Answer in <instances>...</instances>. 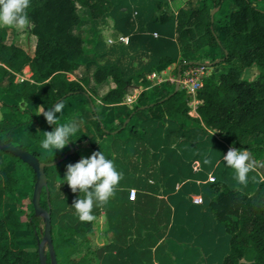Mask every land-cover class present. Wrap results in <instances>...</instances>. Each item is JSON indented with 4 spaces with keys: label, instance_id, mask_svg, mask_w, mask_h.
Segmentation results:
<instances>
[{
    "label": "trees",
    "instance_id": "16d2710c",
    "mask_svg": "<svg viewBox=\"0 0 264 264\" xmlns=\"http://www.w3.org/2000/svg\"><path fill=\"white\" fill-rule=\"evenodd\" d=\"M229 1H234L236 10L226 14ZM261 2L264 3V0H200L196 9H180L174 21L184 52L199 56L195 60L191 56L182 59L179 68L184 71L190 65L206 64L213 69L197 95L201 101L197 109L198 123L227 146L247 149L256 160L264 161V4L261 6ZM30 3L26 10L30 23L22 31L36 38L34 54L19 44H8L9 26L0 25V103L4 112H12L0 120V138L45 163L63 158L71 147L75 149V153L61 163L46 168L49 190H43L41 205L52 214V236L58 264H93L87 258L77 260L75 257L81 247L86 246L88 235L93 232L94 220H79L75 226L64 227V218L73 220L75 216L63 213L57 224L54 223L50 180L61 182L66 166L79 161L76 147L82 142L89 141L91 147L96 148L114 132L125 133L129 139L156 140L161 138L159 128L167 123L177 124L184 130L190 120L189 98L181 89L176 91L174 86L165 83L142 93L138 104L127 113L125 121L130 119V122L125 128V121L116 125L105 121L95 105L97 99L101 106L121 104L133 81L146 87L151 85L144 73L126 78L120 66L98 64L94 74L96 82L100 84L111 78L115 88L97 98L88 88L86 80H71L69 77L81 66L83 58L91 53L83 39L72 31L82 23L79 7L95 23L113 12V2L30 0ZM214 11L216 13L212 16ZM168 20L167 15L160 17V21ZM99 57L96 55V59ZM165 60L169 62L171 57ZM27 67L32 72L31 82L22 87L14 83L5 85L11 73H22ZM252 68L257 69L258 77L249 82L244 75ZM6 95L16 96L21 104L33 107L27 122H15V114L23 110L19 105L5 104L3 98ZM149 95L151 100L141 107V102L148 101ZM76 97L85 98L94 115L90 123L93 136L89 137L79 129L62 155L48 151L47 160L43 161L40 157V152L45 151L40 147L43 132L52 131L56 125H48L44 116L36 110H47L58 102L65 105ZM139 116H144L146 122L156 129L150 130L143 125L144 133L141 134L134 125ZM35 123L39 128L35 127ZM37 129L40 131L37 132ZM254 137L261 139L250 143ZM25 139L31 144H24ZM13 158L12 164L0 173V264H40L37 240L43 236L41 230L44 223L36 217L32 204L36 175L27 164ZM210 189L211 197L200 207H206V212L228 236L229 251L222 264H264V182H260L253 192L240 191L224 183H214ZM27 191L32 192L31 198L17 195ZM187 200L191 202L190 198ZM54 231L58 234L56 241ZM20 242H34L36 248L22 247ZM109 250L110 245H106L96 252L109 253Z\"/></svg>",
    "mask_w": 264,
    "mask_h": 264
},
{
    "label": "crops",
    "instance_id": "0c3cea01",
    "mask_svg": "<svg viewBox=\"0 0 264 264\" xmlns=\"http://www.w3.org/2000/svg\"><path fill=\"white\" fill-rule=\"evenodd\" d=\"M111 1L113 12L95 23L79 7L82 23L72 31L83 39L85 47L91 53L83 58L81 66L69 77L71 80H86L88 88L100 98L115 88V84L111 78L100 84L96 82L94 74L98 64L118 65L125 72L126 78L146 74L145 78L151 85L146 87L133 81L123 103L101 106L97 99L95 105L103 119L116 125L125 121L128 111L138 104L144 91L158 87L148 79L152 72L159 71L167 79L165 83L176 88L177 84L170 80L178 73L179 62L188 56L198 59V55L184 52L175 32L174 19L180 9L198 8L200 0ZM226 6V14L236 10L234 1H229ZM80 10H83L82 14ZM162 15L169 17L168 22L160 21ZM107 28H110L112 35L105 40L107 36L101 37V33H105ZM85 35H90V38ZM121 37L128 38V43L119 42ZM107 41L110 47L108 57L105 52ZM96 55L100 57L96 59ZM166 57H171V60L166 62ZM31 77V69L27 67L22 73H11L5 85L14 83L22 87L26 82H31ZM128 94H135L137 97L132 105L126 102ZM148 99L141 102V107L147 105L151 95ZM3 102L7 105H19L23 110L15 114L16 123L30 119L33 111L31 105L21 104L18 97L11 95L4 96ZM1 106L0 103V120L12 114L4 112ZM42 111L38 108L36 113ZM57 115L59 124L75 119L80 122V129L87 136H93L90 123L94 115L85 98L76 97L66 102L62 112ZM146 121L144 116H139L134 121L141 134L144 133L143 125L150 130L156 129ZM35 127L39 128V125L35 123ZM117 133L106 136L96 148L91 147L89 141L76 147L79 160L81 157H90L95 151H103L107 158L114 160L116 170L123 173V179L117 186L115 196L109 199L105 207L94 206V225L98 216L101 215L99 219L104 220L108 214V224L107 219L105 222L109 229L108 235L105 234L104 238L98 235L92 241L89 236L93 234V229L88 235L86 246L81 247L75 258H87L93 264H222L229 251L228 236L206 212V207H200L204 204L198 208V205L188 202L187 198L200 196L204 201L208 200L212 195L210 186L214 183H224L240 191L253 192L260 183L261 171L264 172V161L253 157L256 162L255 170L249 173L247 186L239 185L234 179L235 170L223 162L228 146L203 124L198 123V117L190 116L184 130L177 124L167 123L165 127L159 128L161 138L156 140L129 139L125 133ZM260 139L254 137L250 143L259 142ZM23 143L31 144L27 139ZM54 152L57 156L63 154V150ZM48 154V151L40 152L41 159L46 161ZM253 176L256 181L252 180ZM63 177L64 175L63 182L50 180L56 207L53 212L58 216L72 212L77 217L72 221L78 223L75 209L70 206L66 210L61 208L62 199L55 196L58 193L59 197L60 192L68 194L70 190ZM210 178H215V182H211ZM132 190L137 192L135 200L130 199ZM80 195L83 198V194ZM73 200L69 196L68 205ZM106 245H110L109 253L96 252ZM83 251L86 253L78 257ZM106 257L107 260L104 261Z\"/></svg>",
    "mask_w": 264,
    "mask_h": 264
},
{
    "label": "clouds",
    "instance_id": "9594fccd",
    "mask_svg": "<svg viewBox=\"0 0 264 264\" xmlns=\"http://www.w3.org/2000/svg\"><path fill=\"white\" fill-rule=\"evenodd\" d=\"M31 6L30 0H0V25L24 28L30 23L27 9ZM64 108L63 103H56L53 107L43 110L41 114L48 125H56L52 131L43 132L40 147L45 151L63 150L71 138L80 129V122L73 119L67 123H58V113ZM40 130L37 129V132ZM223 162L235 170L234 179L239 185L247 186L249 173L255 170L256 162L247 149L230 147ZM123 179V173L116 170L114 160L106 157L103 151H95L90 157H81L75 164L69 163L63 180L73 193L83 194L72 201L71 207L81 222H91L94 206L102 208L110 198L115 196L117 186ZM256 181V177H252ZM264 182V175L259 176Z\"/></svg>",
    "mask_w": 264,
    "mask_h": 264
},
{
    "label": "water",
    "instance_id": "95a60500",
    "mask_svg": "<svg viewBox=\"0 0 264 264\" xmlns=\"http://www.w3.org/2000/svg\"><path fill=\"white\" fill-rule=\"evenodd\" d=\"M216 12L212 13L214 16ZM219 62V60L217 61ZM181 77V68L178 70V80ZM179 90V84L176 85V91ZM92 109L94 110V105L92 104ZM130 119H127L123 128H125ZM0 151L3 153H7L12 155L15 158L20 159L22 162L31 167L36 175V182L33 191L32 204L34 206L35 215L38 218H41L44 223V227L41 230L43 233L42 239L37 240V250L40 264H48V260L50 258V264H58L56 252L53 244V236H52V214L51 211L46 210L41 205V197L43 190L48 192L49 184L48 177L46 174V168L54 166L56 164L61 163L63 160L67 159L69 156L75 153V149L73 147L70 148V152L65 155L63 158L53 162V163H45L40 159L32 155L30 152L22 150L17 147H13L4 143L0 138ZM48 202H49V194H48ZM50 205V203H49Z\"/></svg>",
    "mask_w": 264,
    "mask_h": 264
},
{
    "label": "rangeland",
    "instance_id": "374dc122",
    "mask_svg": "<svg viewBox=\"0 0 264 264\" xmlns=\"http://www.w3.org/2000/svg\"><path fill=\"white\" fill-rule=\"evenodd\" d=\"M263 4L264 3H262V2L260 3L261 6ZM80 12L82 14L83 10H80ZM110 20H112V18H110ZM13 28H14L13 26L12 27L9 26L8 43L9 44H11V43L19 44L22 48H24L26 51H28L29 53L32 54L34 52V49H35L36 39L32 35H30L29 33H26L24 31H22L23 29H25V27L24 28H19V29L16 28V27L14 29ZM109 29L110 28H107V29H105L106 30L105 33L104 32H103V34L101 33V37L107 36L105 40H107V38L111 37V35H112V32ZM85 36L87 38H90V35H85ZM108 44L109 43L107 41L106 49H105V52H107V54H108L107 57L109 56V49H110ZM101 59H104V58H101ZM101 59H99V60H101ZM209 72H210V74L213 72L212 67L209 68ZM257 77H258V71H257L256 68H252V69L247 70L245 75H244V79L246 81H249V82L255 81ZM13 161H14L13 157L7 156L6 154H4L3 152L0 151V173L4 172L5 169L9 165L12 164ZM261 173H262V175H264L263 170L261 171ZM17 195H19L21 198L27 199V198H31L32 197V192L31 191H27V192L19 193ZM68 195L70 196V198L76 199V198H79L80 193L79 192L73 193L72 190L70 189L68 194L66 192H60L59 197H58V193L55 195L57 198L62 199L61 208L65 209V210L69 206L71 207V204H72L71 203L70 205H68V198H69ZM29 201L30 200H28L27 202H29ZM56 201L57 200H55V203H56ZM52 203H53V208L55 209L56 207L54 205L53 197H52ZM7 204L8 205L10 204V197L7 198ZM104 207H105V205H104ZM63 209H60V210H63ZM71 213L72 212L68 213V216L73 215ZM100 216H98V218H96L95 225H94V228H93L94 232H93V234L91 236H89V238H91L92 241L97 239L98 235H100L101 238H104L105 234H106V236L108 235L109 229L106 228V226H105L106 219H107V224H108V219H109L108 218V214L104 217V220L99 219ZM75 218H77V217H75ZM53 219H54L53 222L57 224V222L60 220V215L58 216L57 214L53 213ZM64 219L65 220L62 221V225L64 227L67 226V225L75 226L77 224L76 222H73L72 220H70V218L69 219L64 218ZM43 227H44V225H42V229H43ZM42 237L43 236L41 235L40 239H42ZM54 239H55V241L58 240V234H57L56 231H54ZM20 245L22 247L31 248L32 250H34L36 248V243H34V242H20ZM82 253H86V252H84V251L80 252L78 257H80Z\"/></svg>",
    "mask_w": 264,
    "mask_h": 264
},
{
    "label": "built area",
    "instance_id": "2783aa9c",
    "mask_svg": "<svg viewBox=\"0 0 264 264\" xmlns=\"http://www.w3.org/2000/svg\"><path fill=\"white\" fill-rule=\"evenodd\" d=\"M155 36H157V34H155ZM119 42L127 44L128 38L121 37L119 39ZM110 43L113 42L110 41ZM209 68L210 67L206 64L190 65L187 66V68L184 69V71L181 70V77L179 80H178V73H176L173 80H170L172 83L175 84L178 83L179 89L184 91L185 94L188 96L189 107H190L189 116L199 118L197 109L198 106L201 104V101L198 100L197 95L198 92L203 88L205 79L210 75ZM148 79L154 82L156 86H160L165 82H167V79L163 78V76L159 71L152 72L149 75ZM135 98H137L135 94L134 95L128 94L126 98V102L132 105L136 102ZM229 148L230 146H228L227 151ZM227 151L225 152L224 155L227 154ZM210 181L215 182V178H210ZM136 196H137V192L135 190L130 191L131 200H135ZM190 199L193 204L198 206L203 205L204 203L203 198L200 196H193Z\"/></svg>",
    "mask_w": 264,
    "mask_h": 264
}]
</instances>
